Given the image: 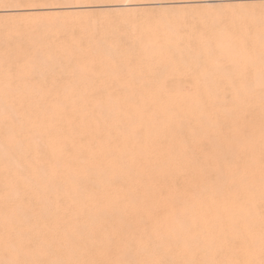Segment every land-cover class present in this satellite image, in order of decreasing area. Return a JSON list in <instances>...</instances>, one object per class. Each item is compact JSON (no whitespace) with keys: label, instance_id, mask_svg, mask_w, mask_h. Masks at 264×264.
<instances>
[{"label":"rangeland","instance_id":"rangeland-1","mask_svg":"<svg viewBox=\"0 0 264 264\" xmlns=\"http://www.w3.org/2000/svg\"><path fill=\"white\" fill-rule=\"evenodd\" d=\"M27 1H29L30 3ZM175 1L174 0H162V1L161 0H0V9H1L0 10V264H109L110 262L108 260H111L110 264H118V263L124 264L126 261H128L129 264H138L139 262H140L139 264H142V262L143 264L144 262L146 264L148 261H149L148 264H160L163 261V257L165 255V254L163 255V253L158 252V254L160 255L162 254L163 256L160 255L158 256V254H156L157 258H155L156 256L154 254L153 256L149 254L148 252L149 250L143 249V253L142 251L140 253V250L137 253L139 255L140 254L144 255L145 253L148 252V255L146 254L144 255L146 256V258L144 257L143 259L142 257L140 259L139 255L138 256L136 255V251L139 248L138 246L139 244L142 246L144 242L146 243V241H149L151 238L152 239L147 243H150L151 241H153L152 243H155L154 242L155 240H153L154 239L153 236H151V238H148L150 237L148 236L150 234H147L150 233V231L148 232L149 230L148 223L147 226H145L146 224L142 225L144 228L147 227L148 230H146L145 228L146 232L145 230L143 231L142 227H140L141 225L139 226L138 229L140 231H138L137 225L139 224L137 225L132 224L134 225V227L136 225L135 229L137 231L135 233H133L135 229L133 228L134 229L133 230L132 229L133 226L129 224V222H131L129 219L133 218V220H135L134 218H137L136 216H138L137 215L138 211L139 213L142 214V211H140L141 209L139 207L135 208V209L139 208L136 211L135 209H132V207H135L136 205L135 201L138 200L134 201V199H130L131 197L129 196L132 197L135 196L137 197V199H139L140 195H137L138 192L137 189L135 188L136 187L135 184L132 183L134 184L132 185L131 183H129L132 182L133 178L136 175L133 174L134 170L132 171V169L129 168L130 166L133 165L127 164L129 163V159H128L129 157L127 158V156H125L124 158L122 156L121 158V156L118 157L117 154H115L114 156V154L112 153L113 152L111 148L113 146L112 142L114 143L117 140L115 136L116 134H113V132L116 133L115 131H117V129L111 127V122L114 121L119 123L117 125L118 130L119 129L123 130L122 129L123 127L120 128V126H122L123 123L131 125L132 122L135 123L134 120L138 121L139 120L137 115L138 111H141L146 108L145 112L146 110L147 112H149L151 109L149 107H146L147 102L149 104H152L155 103L157 100H158L157 102L170 101L169 103L167 102L168 104L167 107L169 106L170 109L174 108L171 109V112L173 111L172 114L175 112L173 116L174 118L176 117V120L178 122H172L171 124L172 127L174 128V126L177 123L176 126L177 128L176 127L174 128L177 130V132L171 130L172 132H174L172 133L170 131L171 136L175 133H179V135L181 134L180 132L182 131L178 129V124L182 123L180 120H183L184 118L195 120L197 117L196 121L198 122V118L200 119L201 116H202L201 120H204L206 118H207L206 120H210V119L214 120L215 117L214 121H219L218 119H220L221 121V118L227 119V117H229L228 119L231 118L236 120V118L237 119L250 118V117L252 118L254 116L262 117V115L264 114V98H263L264 97V29H262L263 27L262 28L259 27V25L260 26L264 25V20H263L264 0H222L221 2H219L220 4L208 3L205 2V0H175ZM121 3L124 5H122ZM11 9H16L17 11L15 12L14 10ZM55 43L57 44V46L55 45ZM33 44L37 46L39 44V46L37 47ZM43 44H45L46 49L42 48L44 46ZM50 46L52 49L50 48ZM42 51L44 54L42 53ZM149 88L150 90H148ZM152 89L153 91H151ZM157 93L159 94V96ZM175 94L176 96H174ZM245 94L246 95L248 94L247 96L250 97L248 98ZM134 101H136L135 102L136 104L138 103L139 105L142 104L144 105L146 104V105L145 106L143 105L144 108L140 106V109L141 108L142 109L140 110L138 108L137 109L138 111L131 110L132 112H130L128 110L129 111L128 113H130L128 117H130L131 124L128 121L129 119H127L128 122L124 121L126 120L125 118L124 120H122L123 119L122 117H118L121 120H117L116 118L117 116H115L116 120L113 119L112 117L110 119L109 117L110 115L105 114L104 116H101L102 115L101 111L100 110L99 112L96 111V108L98 110V106H100L102 102L103 103L111 102L112 104H115V102L116 103L119 102V104H124V103L134 104ZM145 101L147 102L145 103ZM176 101L179 102L175 103ZM141 102L143 103L141 104ZM96 103L98 106L97 105L95 106ZM72 104H77L75 105L76 108L77 106L79 107V109H76V112L75 109L72 107L74 106ZM149 104L147 106H149ZM169 104L175 107L170 106ZM39 106L40 108L42 107V110L44 111L41 110L42 111L41 112ZM45 106L47 108H45ZM241 106L243 107V109ZM36 107H38L39 111L41 112L38 116L36 115L37 114V111L35 110ZM69 107H71V109ZM253 107L256 109H253ZM261 107L262 109H260ZM9 108L11 110H9ZM258 108L259 110H257ZM48 109L52 110L53 112L49 110L50 111L49 113ZM72 109L74 110L72 111ZM222 109H224L225 111ZM28 111L30 112L29 115H27L29 113ZM182 112L183 115L181 114ZM235 113L238 115H236ZM66 114L67 117L69 116V118L65 117ZM134 114L136 115L133 116L132 118V115ZM25 119L28 121H26ZM35 121L37 122V124L41 123V126L35 125L36 128L40 127L41 129L39 128L40 130L38 129V131L34 133L32 127H34V124H36ZM42 122L44 127H42ZM46 122L48 126L47 124L45 125ZM133 125L134 124H132V126ZM218 126L220 128V125H217V127ZM226 126L229 127L227 128L229 130L231 125L230 124L224 125L225 132L228 133V130H226ZM89 127H91L92 129ZM232 129L229 130V133ZM222 130L224 129H221V131ZM72 133L74 137L72 136ZM35 134L37 138H35ZM183 134L185 136H179L177 134L173 136H177L176 138H180V137L186 138L187 137L186 133H182V135ZM63 135H65V137L67 136L66 137L67 140ZM87 135L89 137H87ZM104 135H106L107 137L110 136L111 137L108 138L107 140L105 139L107 137H104ZM168 135L167 137L169 140L167 141L170 142L173 136L172 137L170 136L169 138ZM71 136L72 139H70ZM61 137H63L64 141L65 140L66 141L65 142L62 141L63 139ZM30 138L38 139L36 140L37 141L36 143L38 144L41 143V145L43 142L42 139H45L43 142V144L45 145L47 143L46 146L44 145L45 149L42 147L43 145L42 146L38 145L40 146L38 148H36L37 144L36 147L30 146L31 144H29V142L27 143V140L28 139L30 140ZM228 138L229 139L231 138L230 134ZM40 139L42 140V142ZM77 139H81L83 143L81 140H78V142L81 141L82 143L81 145H79L80 143L77 142ZM112 139L114 141H111L110 144L109 140ZM39 140L40 142H38ZM51 141L53 143H56V146L58 145L57 147L55 146L56 148L55 150H53L55 152L51 151L54 146L53 143H50ZM106 142H108L112 146H110ZM200 143L201 142H199V144ZM50 144H52L53 146H51ZM77 144L79 147L77 146ZM106 144L108 146H106ZM185 144H186L185 150H188V147H190L189 149L192 150L191 148L192 146H190L192 144L190 143L187 144L186 142ZM201 144L200 147L204 146V145L201 146ZM48 145L52 148H50ZM14 146L17 147L15 148ZM167 147H171V145L169 146L167 145ZM200 147L196 149H198L199 151L202 149L209 150L208 148L204 149L205 146L204 148L202 147V149H200ZM206 147H208V145ZM34 148L38 150V152ZM72 148L74 149L76 148V149L73 150ZM105 148L108 150L111 148L109 150L111 154ZM47 149H51V150H47ZM196 149L193 148L192 151L189 150L191 152L187 151L190 154H185L186 151H184L185 155H181V157L182 156L188 157V159H186L185 161L186 163L187 160H190L189 155L193 156L191 159L192 162L191 165L195 163L197 164L200 163V161H198L199 157L197 155ZM194 150L195 152H193ZM50 151L52 154H49ZM104 151H107L106 154L107 155L109 154V156H111V158L109 157L111 161L110 163H109V159L107 158L108 156H106ZM103 152L106 157H104L103 154H101ZM192 152L196 154L193 155ZM54 153L57 154L56 157H54L55 155ZM36 154L37 157L39 155L40 158L37 159ZM93 154L95 155L93 156ZM177 155L175 153L176 157L173 156V159L174 157L177 160L180 158V161L174 159L175 162L174 164H176V162L180 163L181 161L185 160V158L184 160H182L183 158L181 159V157L179 156L178 158ZM50 156H52V158ZM100 156H103L104 159L102 160ZM197 157L198 159L195 160L194 162V159ZM43 158L45 161L42 160ZM52 159H54L55 161L58 160L57 162H59L60 169L62 168V166H64L65 168L63 167L61 170H59L58 166L55 165L56 166L54 168L55 170L52 169L48 171L46 176L48 177V179L50 178L49 176H52L51 178L54 177L53 179L58 178V181L61 183L64 181L63 182L64 186L67 185L65 186L66 189H64L65 193L63 192V187H64L63 183L60 184L61 186L54 185L56 190L54 191V189L52 188L53 187L52 184L54 183L45 186V181L47 177L46 178L44 177L45 180H42L39 177V175L40 176L42 175L40 174L42 172L41 171L42 169L39 170L40 172L34 170L35 168L37 169L40 167L41 168L44 167L43 169L46 168L45 171L49 170L50 168L47 169L48 168L47 165L48 162L51 161ZM62 159L65 161H63ZM67 159L69 161H67ZM122 159H123V163H122ZM88 160H90L89 162L92 163V165L88 162ZM104 160L105 161L108 160L107 162L109 163V165L107 162L105 163ZM114 160H115L114 163L115 164L117 163V165L115 164L111 165ZM104 163L105 165H101ZM181 163L184 164V162ZM123 164L126 165L125 167L130 169V172H132L133 176H131L132 174L127 176L129 174V170L126 168L127 175L126 177H124L125 176L124 173L126 172H122V170H124L125 167L121 166L124 169L122 168L119 169L120 165ZM180 164H178L179 167L176 164L179 170L182 171L183 168V171L189 169L188 172L184 171V173L191 174V172H193L191 171L192 166L191 165L189 166L190 163L188 164V166L191 168L189 167L184 168L185 165L184 167L181 166L182 167L181 168ZM202 164H206V163H201L200 166L195 164L196 166L193 167V169L195 168L197 170L198 168L201 169L204 168L207 170V166L211 165V163H209L208 165L206 164L205 167H201ZM106 165L108 166L104 168V166ZM92 166H95V168L99 167L98 169L94 168L95 172L96 170L97 172H99L100 171L99 169H101L100 172H102V170L104 169L109 170V171L105 170L104 173L107 176L109 175L108 173H110L112 180H110L109 177L110 175L107 177L103 172L102 174L104 175L101 174L100 175L105 177L104 182L107 177L106 180L107 183L110 181L109 182L110 187L113 189L115 188L114 190L112 189L115 192L110 191L111 188L110 187L108 188L109 184L106 185L107 183L105 182L106 184L104 185L103 184L104 182H101L103 181V178L102 180H100L101 176H99L100 178L98 177L96 178L97 174L95 172H94L95 174L93 173L91 174V172L94 171ZM29 167L30 168L33 167L32 169L35 172H32L31 174L32 169L27 170L30 169ZM89 168L92 171H90ZM113 169L115 170L114 172H112ZM116 170L119 173L116 172ZM196 170H194V172ZM53 171L56 172L51 174V172ZM70 171L72 173L74 172L73 180L75 181H73L71 177L67 176L70 174ZM26 172H28V174ZM115 172L118 174V175L116 174V176H120L121 178L123 177L121 181L119 178H115L116 176L112 177L113 173ZM48 173H50L49 176ZM120 173H122L121 174L122 176L120 175ZM204 173L207 175L209 174L206 172ZM204 173L202 172V174H200L199 176L200 180L203 177ZM31 175L34 178L32 177L30 178ZM77 177H79L80 180L81 178H83V180L84 178H86L85 180H87L88 183L90 184H87V182L83 180L80 181L79 178L76 181V179L74 178ZM208 177H209L208 179L207 177L206 178L203 177L204 179L202 178L203 180L201 181L204 182V181H208L209 179L211 180L210 176ZM39 178L41 179L42 182H40ZM65 178H67V180L71 179V182L70 183L65 182L67 181L65 180ZM48 179L47 181L52 180V179L49 180ZM59 179H61L62 181ZM113 180H115L114 184L111 185ZM200 180L198 179L199 184L201 182ZM118 181L120 183V186L121 187L123 186V189L119 186ZM43 182L45 187L42 185ZM49 182L51 183V181ZM75 182L76 183L81 182V183H77L78 184L77 185ZM94 182L99 183L97 184L99 188L96 186V184H94L95 185L94 188L93 185ZM122 182H126V183H122ZM82 183H84L83 186H81ZM100 183L101 186H99ZM71 184L72 186L76 185L80 187L74 189L73 186L74 189L73 191V189L71 188L72 187ZM129 184L131 185L129 186ZM41 185L44 187V189ZM88 186L94 189L89 191L90 188ZM132 186H134L135 189H133ZM46 187H48L49 189L51 187L55 193H53V191L49 190ZM58 187H61L62 190H57ZM85 187L89 189L87 193L90 192L89 193L91 194L90 196L88 194L87 197H84L87 194L86 192L80 194L83 188L85 189L84 191L87 190ZM96 187L99 189L100 192L98 190H95ZM104 187L106 191H108L107 189H109V195L107 196V192L105 191L106 194L104 192L103 196L106 195L108 199L106 198L107 200L105 199L102 201V199H100V196L102 194L100 195V193H103L101 191L104 190ZM117 187L119 189L121 188L119 194H123L122 190L124 189L130 190L127 192L126 190H124L125 195L124 194L123 195L124 196L129 195L128 200L130 199L129 200L130 202L133 200L134 203L133 201L131 203L133 205L135 204L134 206L128 203L129 201L127 200V198L125 199L124 196L122 195L120 196L118 194ZM128 187H130L132 190ZM100 188L102 190H100ZM41 189H43V191H41ZM78 189H79V193H77ZM44 190L50 191L51 194L53 193L55 195L54 197H52L53 199L49 198L50 200H48L47 195L49 197V195L51 194H49L50 192L48 193L47 191L46 192L48 194L47 193L44 194L43 193L45 192ZM68 191H70L71 194L73 193V195H71L70 192ZM56 192L59 195L56 194ZM128 192L132 193L133 195L132 194L127 195ZM75 193L77 194V196L74 195ZM93 194L94 196L96 195L97 197L93 198ZM111 194L113 197L116 196L114 197V199L115 198L117 199L114 200L113 197L111 198L110 197ZM66 195L67 196L70 195V197H67ZM80 195H82L81 197L82 199L80 197L79 198L83 202L76 200ZM104 197L101 196V198L103 199ZM84 199L85 200L87 199L86 202ZM122 199H124L123 200L124 202L122 201ZM43 200H48L51 202H45L46 203L45 205ZM90 200L93 202H89ZM117 200H119L118 201L119 203L121 204L123 203L122 206L118 204ZM67 201L68 203L72 202L71 205L70 203L68 204ZM76 201L81 203H76ZM64 202L67 203L68 205L67 204L65 205ZM73 202L75 203L73 204ZM87 203H89L88 206ZM112 203L113 206L116 203L114 207L111 206ZM78 204L80 205L82 204V205L81 206L79 205L80 208L76 209L77 208L76 205L78 206ZM91 205L93 208L91 207ZM128 205H130L131 207ZM83 206L84 207L87 206L88 209L87 207L85 209ZM114 209L116 213L115 211H113ZM116 209H118L119 211L121 210L120 214L119 211ZM131 209L134 211L132 215H130L131 214L130 212L132 211ZM44 211L46 212L44 213ZM108 211L110 213L113 212V214H109ZM98 212L99 214L100 212H102L103 216L100 214L101 215L100 217ZM104 212L105 213L107 212V215H105ZM91 213L93 214V216ZM95 213H97L96 215L99 216H95L96 219L98 217L97 219L98 221L96 223H93L92 220L94 219L93 217ZM115 214L116 216H119L117 217V219L115 218L116 217ZM108 215H110V217ZM129 215L130 217L131 216L132 217L129 218ZM143 216L142 218L145 220ZM111 217H113L112 221H111ZM120 217L124 222L121 221ZM140 218L141 216H139V219ZM119 219L121 222H118ZM126 219H128L129 221ZM224 219L223 218L221 219L222 223H224L223 222ZM74 221L77 222L74 224ZM127 221L129 227L127 226ZM261 221H259V225L262 223ZM85 222L86 224H83ZM87 222L88 224L91 223L89 224L90 227L88 226ZM124 223L126 228L128 227V229H126L127 230L126 232L124 231L125 230L124 229L125 226L123 225ZM82 224L83 226L84 225L85 226L83 227ZM212 226L209 227L210 229L212 228L213 230L216 226L215 225L214 227ZM226 226L224 227L225 229L222 230V233L231 230L230 228L232 227L229 228V226H227L229 228V230H227L228 228H226ZM262 226L264 227V225L261 224V227ZM187 227H185V229H188ZM191 227L189 226V229L192 230ZM261 227L260 230L264 229ZM129 228H131V230H129ZM189 229L188 231H186L188 232V234L190 233ZM215 230H213L212 232L209 230H205L206 231L205 234H207L208 237H210L213 232L216 233L218 231L217 228H215ZM121 231L124 234H122ZM142 231L145 234H142ZM219 231L221 232L220 229ZM235 231L236 230L233 229L231 230L232 233ZM127 232L133 234L129 235ZM261 232H264V230L263 231L261 230ZM126 233L128 235H126ZM215 233H213L214 236L213 235L212 236L216 238L219 237L216 236L217 233L216 235ZM222 233H221V237L228 236L227 233L225 235H223ZM141 234L143 235V239L138 237V236L142 237ZM144 235H146V237H144ZM207 235L205 237L206 240H207ZM103 236H106L108 241H106L105 239L106 237ZM134 237L137 238L134 239ZM213 237H212L213 240L211 238H208L211 239L212 242L208 240L209 243L207 244L209 245L210 243H212L210 244V246L215 245L217 249L213 246L212 248L214 249H210L211 247H208V245L206 244V248L209 249V252L211 253L212 256L215 255L216 257V254L213 253L214 251L217 252V255L221 254L220 257L223 255L221 258L222 260L224 258L227 261V259H230L232 257V254L236 257L237 255L236 253L239 251L236 248L240 246V244L237 243L240 242L239 240H236L237 242H234L235 244H237L236 245L237 247L235 245H234L235 247H233L236 251L238 250L236 252L235 250H232L233 248H231L234 244L233 243L234 240L230 242V240L228 239L229 240L228 242L222 238L221 240L223 241L225 240L224 243L223 241L220 240L219 237V240L217 238L218 242L217 241L214 242L216 238ZM140 239L142 241H140ZM170 240L173 239L172 238L169 239V241H167V245L174 244L173 241ZM206 240H203L202 242L199 241L198 243L203 244V242ZM138 241L143 243L141 244ZM219 241L221 244L219 243ZM262 241L264 243V240H261L260 241L261 243L259 242V244L255 243L256 246L258 245L257 249H259L258 247L260 246V244H261L260 250L264 249V247L262 246L264 245ZM137 242L139 244H137ZM213 242L216 244H214ZM152 243L150 244L154 245ZM150 244H145V245H150ZM185 244L188 245L189 250H191V248L193 247V250L197 248L201 251L197 250L198 251L197 254V253H193L196 250L194 251L191 250L190 251L191 254H190V252L186 253V251L184 252L183 249H180V247H176L177 245L176 246L170 245V247H167V252L170 249V252H174V253L178 252L180 255L177 253L178 257L177 256L175 257V254L172 257L170 256L172 254H170L169 256L172 257V259L168 261L170 263L167 264H175V262L177 264H184L185 261H187L185 260V258H189L190 262L187 261L188 263L195 264L194 262H196L197 264L198 263L197 261L199 262L202 261L201 258L199 259V257H201V255L199 256V254L203 253L202 254L203 257L205 252L208 253L207 252L208 249L205 251L204 248L205 244L203 245L201 244L200 246L199 244L198 245L195 244V246L193 245L192 247L189 246V244L191 245V243L187 244V242H185ZM223 244H227L225 245V248L224 246H222ZM249 244L252 245L250 242ZM217 245L219 246L221 245L224 249L221 246L217 247ZM132 246L133 247L135 246L134 247L135 249L132 248ZM218 251H221L224 254L219 253ZM229 251L230 252L234 251V252L231 254ZM260 252L262 254L264 250L263 252L262 251ZM104 253H106L107 256L106 254L104 256L103 255ZM168 253L166 257L167 259L165 260H168L170 258V257L168 258ZM118 254L121 259H122V255L124 254H128L127 256L129 255L131 256L124 257L125 256L124 255L123 262H121L120 258L118 257ZM188 254L189 256L192 255L190 256L191 258L186 256ZM227 254L231 255L229 256L230 258L228 257ZM261 254L258 252L259 256H261ZM102 255L103 257H101ZM135 255L139 257L140 260L143 259L142 262L138 258H136ZM211 255H209L210 258H212V260L215 259L214 256L212 257ZM225 255H227V257ZM183 256L185 257L184 258L185 261L182 260ZM116 257L118 259H115ZM220 257L218 256L217 258L220 259ZM235 257L231 259L234 260ZM262 257L264 258V253L262 254ZM262 257H259V260L257 259L258 260L257 264H259L262 261L261 260L263 259ZM150 258L153 259V261L156 263L152 262V260H147ZM176 258H178L179 260L181 259L182 261L181 260L175 261L177 260ZM217 258L216 260L210 262V264H214V262H216V264L217 263L223 264V262H221V259L219 260ZM203 260L205 261V259ZM230 260H228V262L224 261V263L226 262L225 264H227L229 263ZM132 261L133 263H131ZM165 262L166 261H164V263ZM187 262L185 264H187ZM263 262L260 264H264ZM128 263L126 262V264Z\"/></svg>","mask_w":264,"mask_h":264},{"label":"bare ground","instance_id":"bare-ground-1","mask_svg":"<svg viewBox=\"0 0 264 264\" xmlns=\"http://www.w3.org/2000/svg\"><path fill=\"white\" fill-rule=\"evenodd\" d=\"M162 1V0H161ZM175 1V0H174ZM222 0H205V2H208V3H219V2H221ZM17 2V1H16ZM27 2H29V1H27ZM35 2V1H34ZM156 2V1H155ZM176 2V1H175ZM12 3V2H11ZM20 3V2H19ZM30 3V2H29ZM50 3V2H49ZM21 4V3H20ZM122 4V3H121ZM220 4V3H219ZM10 5V4H9ZM29 5V4H28ZM34 5V4H33ZM35 5H37V4H35ZM122 5H124V4H122ZM126 5H128V4H126ZM12 6V5H11ZM16 6H18V5H16ZM8 7H10V6H8ZM1 10V9H0ZM6 10H7V8H6ZM5 10V11H6ZM11 10H14L15 12L17 11L16 9H11ZM25 10V9H24ZM51 12H53V11H51ZM30 13V12H29ZM21 14V13H20ZM30 15V14H29ZM35 15V14H34ZM25 16V15H24ZM46 17V16H45ZM263 18V17H262ZM35 19V18H34ZM39 19V18H38ZM264 20V19H263ZM37 21V20H36ZM39 21V20H38ZM258 23V22H257ZM263 24V23H262ZM259 25V24H258ZM259 27H263L262 29H264V25L263 26H260L259 25ZM260 28V29H261ZM32 30V29H31ZM33 45H35V44H33ZM32 45V46H33ZM44 46L42 47V48H45V44H43ZM49 45V44H48ZM55 45L57 46V44L55 43ZM35 46H37V45H35ZM38 46H39V44H38ZM37 46V47H38ZM61 47V46H60ZM153 47V46H152ZM34 48V47H33ZM36 48V47H35ZM50 48H51V46H50ZM62 48V47H61ZM107 48V47H106ZM154 48V47H153ZM46 49V48H45ZM52 49V48H51ZM49 50V49H48ZM113 50V49H112ZM58 51V50H57ZM56 51V52H57ZM105 51V50H104ZM41 52V51H40ZM55 52V53H56ZM59 52V51H58ZM62 52V51H61ZM63 52H64V50H63ZM111 52V51H110ZM110 52H108V53H110ZM42 53H43V51H42ZM41 53V54H42ZM44 54V53H43ZM260 77H261V75H260ZM166 87V86H165ZM250 88V87H249ZM160 89V88H159ZM148 90H150V88L148 89ZM147 90V91H148ZM157 90V89H156ZM161 90V89H160ZM164 90V89H163ZM249 90V89H248ZM253 90V89H252ZM151 91H153V89L151 90ZM146 92V91H145ZM166 92V91H165ZM164 92V93H165ZM253 92V91H252ZM151 93V92H150ZM238 93V92H237ZM248 93H250V92H248ZM107 94V93H106ZM158 94V93H157ZM235 94V93H234ZM241 94V93H240ZM111 95V94H110ZM156 95V94H155ZM171 95V94H170ZM246 95V94H245ZM248 95V94H247ZM246 95V96H247ZM256 95V94H255ZM137 96V95H136ZM157 96V95H156ZM158 96H159V94H158ZM174 96H176V94L174 95ZM236 96V95H235ZM243 96V95H242ZM260 96H261V94H260ZM117 97V96H116ZM170 97V96H169ZM168 97V98H169ZM244 97V96H243ZM248 97V96H247ZM250 97V96H249ZM248 97V98H249ZM162 98V97H161ZM247 98V99H248ZM264 98V97H263ZM173 99V98H172ZM115 100V99H114ZM128 100V99H127ZM132 100V99H131ZM152 100V99H151ZM246 100V99H245ZM150 101V100H149ZM158 101V100H157ZM155 102V103H152V104H149L147 101H145V103L147 102V105L149 104V106H147L146 104V107H149L151 110L149 111V112H147V110H146V112H145V109H143V110H141L140 109V106H142L143 108H144V104H142L143 102H141V104L142 105H139L138 103L136 104L135 102L136 101H134V104H130V103H124V104H119V102L118 103H116L115 102V104H112L111 102H106V103H103L102 102V104H100V106H98L97 105V103L95 104V106L97 105L98 106V110H97V108H96V111H98L99 112V110L101 111V116H104L105 114H108V115H110L109 117H110V119H111V117L113 118V119H115V116H117L116 118H117V120H121L120 118H118V117H122L123 119L122 120H124V118L126 119V120H124V121H126V122H128L129 121V123L131 124V121H130V117H128L129 115H130V113H128L129 111L130 112H132L131 110H137L138 108L141 110V111H138V121H136V120H134L135 121V123H133L132 122V124H134L133 126H132V124L131 125H128V124H124L123 123V125L122 126H120V128L121 127H123L122 129L123 130H121V129H119L118 130V128H117V125L119 124V123H117V122H114L113 120V122H111V127H113V128H115V129H117V131H115L116 133H114L113 132V134H116L115 136H116V138H117V142L115 141L114 143L112 142V144H113V146L112 145H110L111 144V141H114L113 139L112 140H109L110 141V144L108 143V142H106L107 144H109L110 146H112L111 148H112V150H113V154H114V156H115V154H117L118 155V157L119 156H121V158H122V156L125 158V156H127V158L129 159V163H127L128 165L130 164V165H133V166H128L129 168H131L132 169V171L134 172L133 174H136L135 175V177L133 178V180H132V182H129V183H134L135 184V188L137 189V195H140V198L139 199H137V197H135V196H129L128 194H132V193H127V195L129 196V197H131L130 199H134V201L135 200H138V201H135V204L137 205H135V207H132V209H135V208H137V207H139L141 210L140 211H142V214L144 215H142L141 213H139V211H138V216H136L137 218H134L135 220H133V218H131L130 217V215H132V213L134 212L132 209V211L130 212L131 214L129 215V218H131V219H129L131 222H129V224H139V225H137V230L139 229V226L140 227H142V229H143V231L145 230V228H146V230H148V232L150 231V233H147V234H150V235H148V236H150V237H148V238H151V236H153V240H155L154 242L155 243H152L153 241H151L150 243H152V244H154V245H151L150 243H147V242H149V241H146V243L144 242V244L141 246L139 243H143V242H140V241H142L141 239H143V235L142 234H145L143 231H142V237L141 236H138V237H140L141 239H140V241H138L137 242V244H139L138 246H139V248H138V250L136 251V255L138 256L139 254L137 253V252H139V250H140V253H141V251H142V253H143V249H146V250H149L148 252H149V254L150 255H152L153 256V254L156 256V254H158V252H160V253H163V255H164V257H163V264H167V263H170V262H168V261H170L171 259H172V257H173V255L175 254V257L177 256V253L178 252H176V253H174V252H170V249H169V253L167 252V247H170V245H177L176 247H180V249H183V251L185 252L186 251V253H188V252H190L191 250L192 251H194V250H199V249H197V248H195L194 250H193V245L195 246V244H197L199 241L200 242H202L203 240H206L205 239V237H206V235L207 234H205L206 233V231L205 230H209V231H211L212 230V228L210 229V227L209 226H212V227H214V225L216 226L215 228H217V235H216V233L215 232H213V233H215V235L216 236H219L220 237V240L223 238V239H225L226 241H228L229 242V240H230V242L231 241H233V243L234 242H237L236 240H239L240 242H237V243H239L240 244V246H239V244H238V246L239 247H237L236 245L237 244H233V246L231 247V248H233V247H237L236 249H238L237 251L239 252H237L234 248L232 249V250H235L236 252V257L232 254L234 251H229L231 254H232V257L231 258H234L235 257V259L234 260H232L229 256H231V255H228V257L231 259H227V261H226V259H224L223 258V260L221 259L222 258V256L220 257V255L218 254L217 255V252H214L213 251V253H215L216 254V257H215V255H213L214 256V258L215 259H213V260H216V258L219 256L220 257V259H221V262H223V264H225L226 262H228V260H230L229 261V263H227V264H257V261L259 260V257H262V254L264 253L263 252V250L264 249H262V250H260L261 249V244H260V246L258 247L259 249H257V246H256V244L255 243H257V244H259V242L261 241V240H264V232H261V230L263 231L264 229H261L260 230V227H261V224L262 225H264L263 224V217H264V215H263V211H264V114L262 115V117L260 116H258V117H250V115H249V117L250 118H239V119H237L236 118V120H234V119H228L229 117H227V119H224V118H221V121H220V119H218V118H216V119H218L219 121H214L215 120V117H214V120L212 119H210V120H206V119H204V120H201L202 118V116L200 117V119L198 118V122L196 121L197 120V117H196V119L194 120V119H185L184 117V119L183 120H180L182 123H179L178 124V129L180 130V131H182V132H180L181 134L179 135V133H175V134H173V135H179V136H185L184 134L182 135V133H186V138H183V137H180V138H176L177 136H173V138L170 140V142L172 143H170L169 141H167V140H169L168 139V137H167V135L168 134H170V135H168L169 136V138H170V136H171V130H174L175 132H177V130L176 129H174L176 126H177V123H176V125L174 126V128L172 127V122H178L177 120H176V117L174 118V116H173V114L175 113H173L172 114V112H171V109H174V108H169V106L167 107V102L169 103L170 101H167V102ZM235 101V100H234ZM234 101H232V102H234ZM238 101V100H237ZM131 102H133V101H131ZM173 102H174V100H173ZM179 101H176L175 103H178ZM182 102H183V100H182ZM191 102V101H190ZM223 102V101H222ZM228 102V101H227ZM231 102V101H230ZM74 103V102H73ZM76 103V102H75ZM172 103V102H171ZM255 103V102H254ZM259 103H261V102H259ZM93 104V103H92ZM173 104V103H172ZM207 104V103H206ZM213 104V103H212ZM224 104H226V103H224ZM234 104V103H233ZM248 104H249V102H248ZM258 104V103H257ZM67 105V104H66ZM65 105V106H66ZM72 105H77V104H72ZM72 105H70V106H72ZM144 105V106H143ZM170 105V104H169ZM174 105V104H173ZM173 105H170V106H173ZM182 105V104H181ZM180 105V106H181ZM238 105V104H237ZM240 105V104H239ZM31 106H34V105H31ZM38 106V105H37ZM74 106H72L74 109H75V112H76V109H79V107L77 106V108H76V106L74 107ZM84 106V105H83ZM90 106H91V104H90ZM89 106V107H90ZM177 106V105H176ZM207 106V105H206ZM222 106V105H221ZM224 106V105H223ZM227 106V105H226ZM246 106H247V104H246ZM253 106H254V104H253ZM260 106V105H259ZM261 106H262V104H261ZM9 107V106H8ZM51 107V106H50ZM55 107V106H54ZM63 107V106H62ZM88 107V106H87ZM100 107V108H99ZM173 107H175V106H173ZM179 107V106H178ZM186 107V106H185ZM242 107V106H241ZM258 107V106H257ZM11 108V107H10ZM9 108V110H11ZM32 108V107H31ZM37 108V109H36ZM35 108V110L37 111V116L42 112V111H44V110H42V107L40 108V106H39V108H40V111H39V109H38V107H36ZM45 108H47L46 106H45ZM70 109H71V107H69ZM122 108H124V109H122ZM177 108V107H176ZM184 108V107H183ZM182 108V109H183ZM191 108H193V107H191ZM197 108V107H196ZM238 108V107H237ZM248 108V107H247ZM74 109H72V111L74 110ZM80 109H83V108H80ZM121 109V110H120ZM148 109V108H147ZM169 109V110H168ZM186 109V108H185ZM224 109H225V107H224ZM224 109H222V110H224ZM229 109V108H228ZM239 109V108H238ZM242 109H243V107H242ZM253 109H256V108H254L253 107ZM260 109H262V107L260 108ZM26 110V109H25ZM46 110V109H45ZM50 109H48V111H49ZM85 110V109H84ZM129 110V111H128ZM149 110V109H148ZM176 110H179V109H176ZM192 110V109H191ZM208 110V109H207ZM236 110V109H235ZM252 110V109H251ZM257 110H259V108L257 109ZM50 111H52V110H50ZM50 111H49V113H50ZM78 111V110H77ZM187 111V110H186ZM225 111V110H224ZM233 111V110H232ZM243 111V110H242ZM13 112V111H12ZM29 112V111H28ZM53 112V111H52ZM136 112V111H135ZM178 112V111H177ZM180 112H181V110H180ZM179 112V113H180ZM198 112V111H197ZM201 112V111H200ZM239 112V111H238ZM240 112H241V110H240ZM256 112V111H255ZM262 112H263V110H262ZM27 113V112H26ZM45 113H47V112H45ZM44 113V114H45ZM48 113V114H49ZM64 113V112H63ZM215 113V112H214ZM213 113V114H214ZM222 113H223V111H222ZM233 113V112H232ZM231 113V114H232ZM25 114V113H24ZM30 114V112L27 114V115H29ZM73 114V113H72ZM78 114V113H77ZM81 114V113H80ZM100 114V113H99ZM136 114H134V115H132V118H133V116H135ZM177 114V113H176ZM175 114V115H176ZM182 115H183V112L181 113ZM186 114H187V112H186ZM212 114V113H211ZM234 114V113H233ZM236 114V113H235ZM236 115H238V114H236ZM55 116V115H54ZM53 116V117H54ZM58 116V115H57ZM65 116V115H64ZM70 116H72V115H70ZM85 116H87V115H85ZM100 116V117H101ZM107 116V115H106ZM177 116V115H176ZM178 116H179V114H178ZM191 116V115H190ZM211 116V115H210ZM223 116H225V115H223ZM39 117H41V116H39ZM49 117V116H48ZM63 117V116H62ZM65 117H67V114H66V116ZM77 117V116H76ZM225 117V118H226ZM248 117V116H247ZM33 118V117H32ZM43 118H44V116H43ZM67 118H69V116L67 117ZM81 118H82V116H81ZM97 118V117H96ZM135 118V117H134ZM180 118V117H179ZM192 118H194V117H192ZM211 118V117H210ZM234 118V117H233ZM27 119V118H26ZM25 119V120H26ZM39 119V118H38ZM50 119V118H49ZM80 119V118H79ZM104 119H106V118H104ZM109 119V118H108ZM127 119H129L128 121H127ZM136 119V118H135ZM223 119V120H222ZM73 120H74V118H73ZM116 120V119H115ZM26 121H28V120H26ZM37 121V120H36ZM35 121V122H36ZM42 121V120H41ZM107 121H109V120H107ZM197 123H196V122ZM83 122H84V119H83ZM227 123V124H226ZM28 124V123H27ZM47 124V122L45 123V125ZM80 124V123H79ZM84 124V123H83ZM106 124V123H105ZM107 124H109V123H107ZM231 125V127L233 128H231L230 127V129H232L231 131H230V133H229V130L227 129V128H229L228 126H226V130H228V133L230 134V139L228 138L229 137V134L227 133V132H225V127H224V125ZM35 125H37V126H41V123L40 124H37V122H36V124H34V127H32L33 129V132L35 133L36 131H38V129L40 128V127H38V128H36V126ZM53 125V124H52ZM101 125V124H100ZM121 125V124H120ZM217 125H220V128H219V126L217 127ZM33 126V125H32ZM47 126H48V124H47ZM79 126V125H78ZM81 126V125H80ZM87 126V125H86ZM89 126V125H88ZM102 126V125H101ZM42 127H44L43 126V122H42ZM55 127V126H54ZM171 127H172V129H171ZM24 128V127H23ZM28 128H30V127H28ZM51 128H52V126H51ZM88 128V127H87ZM89 128H91V127H89ZM100 128V127H99ZM106 128V127H105ZM108 128H109V126H108ZM177 128V127H176ZM193 128H194V130H193ZM25 129V128H24ZM34 129H35V131H34ZM41 129V128H40ZM39 129V130H40ZM48 129V128H47ZM80 129V128H79ZM92 129V128H91ZM90 129V130H91ZM217 129V130H216ZM221 129H224V130H222L221 131ZM29 130H31V129H29ZM84 130V129H83ZM86 130V129H85ZM106 130V129H105ZM196 130V131H195ZM171 131V132H170ZM219 131H221V132H219ZM226 133V134H228V135H226L224 132ZM32 132V131H31ZM43 132V131H42ZM44 132H45V130H44ZM60 132V131H59ZM66 132V131H65ZM82 132H85V131H82ZM119 132V133H118ZM170 132V133H169ZM26 133H28V132H26ZM25 133V134H26ZM39 133V132H38ZM74 133V132H73ZM73 133H72V136L74 137V135H73ZM92 133V132H91ZM107 133V132H106ZM110 133V132H109ZM117 133H118V136H117ZM172 133H174V132H172ZM86 134V133H85ZM105 134V133H104ZM31 135V134H30ZM38 135V134H37ZM43 135H44V133H43ZM56 135V134H55ZM90 135V134H89ZM107 135V134H106ZM106 135H104V137H107ZM226 135V136H225ZM26 136H28V135H26ZM34 136V135H33ZM57 136V135H56ZM64 137H65V135H63ZM69 136V135H68ZM72 136H71V138L70 139H72ZM171 136V137H172ZM45 137H46V135H45ZM54 137V136H53ZM60 137V136H59ZM67 137V136H66ZM66 137H65V139H66ZM87 137H89L88 135H87ZM111 137V136H110ZM110 137H107V138H105V139H107L108 140V138H110ZM35 138H37L36 137V134H35ZM52 138V137H51ZM62 139H63V137H61ZM76 138V137H75ZM82 138V137H81ZM115 138V139H116ZM182 138V139H181ZM60 139V138H59ZM58 139V140H59ZM61 139V140H62ZM69 139V140H70ZM27 140V139H26ZM29 140V139H28ZM27 140V143L29 142V144H31L30 146H34V147H36V144H37V147L36 148H38V147H40V146H42L43 148L47 145V143H46V145L45 144H43V142H44V140L45 139H42L43 140V142H42V140H41V142H42V145H41V143L40 144H38V143H36L37 141L36 140H38V139H31L30 138V140L28 141ZM40 140L38 141V142H40ZM58 140H56V141H58ZM67 140V139H66ZM65 140V141H66ZM78 140H81V139H77V142H78ZM91 140V139H90ZM92 140H93V138H92ZM188 140V141H187ZM62 141H64V139L62 140ZM64 141V142H65ZM82 141V140H81ZM81 141L80 142H78V143H80L79 145H81L82 143H83V141H82V143H81ZM101 141H103V140H101ZM22 142V141H21ZM47 142V141H46ZM60 142V141H59ZM71 142V141H70ZM76 142V141H75ZM169 144H168V143ZM185 142L188 144V143H190V144H192V145H190V146H192L191 148H192V150H193V148L194 149H196V148H199L200 147V144L201 143H203V144H201V146L202 145H204L205 146V148H204V146H202L204 149H206V148H208L209 150H203L202 149V147H200V149H202V150H198V149H196L197 150V155H198V157H199V159H198V157L197 158H195L194 159V162H195V160H197L198 159V161H200V163H195L196 165H201V163H206L207 165L209 164V163H211V165H208L207 166V170L206 169H204V168H198L197 170L199 171H197L195 168L193 169V167H195L196 165L195 164H192L191 165V159H192V157L193 156H191V155H189V157H190V160H187V163L185 162L186 161V159H188V157H184V156H182L181 157V155H185V154H190V153H188L187 151H189V150H191V149H189L190 147H188V150H185L186 148V144H185ZM199 142H201L200 144H199ZM50 143H53L52 141L50 142ZM90 143V142H89ZM103 143V142H102ZM20 144V143H19ZM29 144H27V145H29ZM54 144V146L52 145V144H50L51 146H53V148L52 147H50L49 145V147L50 148H52V150L51 149H47V150H51L52 152H55V151H53V150H55V148L58 146H56V143H53ZM75 144V143H74ZM106 144V146H108ZM16 145V144H15ZM21 145V144H20ZM23 145V144H22ZM38 145H40V146H38ZM45 145V146H44ZM68 145V144H67ZM70 145V144H69ZM167 145L169 146V145H171V147H167ZM199 147H198V146ZM208 145V147H206ZM18 146V145H17ZM16 146V147H17ZM56 146V147H55ZM73 146V145H72ZM71 146V147H72ZM77 146H78V144H77ZM103 146V145H102ZM194 146H196V147H194ZM15 147V146H14ZM15 147V148H16ZM59 147H61V146H59ZM76 147V146H75ZM79 147V146H78ZM77 147V148H78ZM105 147V146H104ZM32 148V147H31ZM46 148H48V147H46ZM107 148V147H106ZM105 148V149H106ZM110 148V149H111ZM18 149H20V148H18ZM35 149V148H34ZM45 149V148H44ZM59 149V148H58ZM73 150H75L74 148H72ZM103 149V148H102ZM109 149V150H110ZM131 149H132V151H131ZM211 149V150H210ZM17 150V149H16ZM28 150H29V148H28ZM36 150V149H35ZM40 150V149H39ZM60 150V149H59ZM59 150H57V151H59ZM65 150V149H64ZM64 150H63V152H64ZM106 150H108V149H106ZM108 150V152L110 153V151ZM191 150V151H192ZM2 151V150H1ZM19 151H21V150H19ZM37 152H38V150H36ZM51 151H50V153L49 154H52L51 153ZM92 151V150H91ZM90 151V152H91ZM102 151V150H101ZM134 151V152H133ZM184 151H186L185 152V154H184ZM191 151H189V152H191ZM207 151H209V152H207ZM42 152H44V151H42ZM48 152V151H47ZM71 152V151H70ZM75 152V151H74ZM96 152V151H95ZM99 152V151H98ZM105 152V154L107 153V151H104ZM104 152L103 153H101V154H103V156L104 157H106V156H108L107 158L109 159V157L111 158V156H109V154L107 155L106 154V156L104 155ZM193 152H195V150L193 151ZM192 152V154L193 155H195L194 153ZM41 153V152H40ZM61 153V152H60ZM68 153V152H67ZM73 153V152H72ZM71 153V154H72ZM175 153H176V155H177V157L179 156V157H181V159L182 160H184V158H185V160L184 161H181V162H184V164H182L181 162V164L178 162H176V164L178 165V164H180V167L182 166V167H184V165H185V163H186V165H185V167L184 168H186V167H189L190 165L192 166V168L191 167H189V168H191L192 170L191 171H193V172H191V174H189V173H184V171H186V172H188V170L186 169V170H184L183 171V168H182V171L181 170H179L178 168H177V165L176 164H174L175 162H174V159L175 160H177L175 157ZM183 153V154H182ZM32 154V153H31ZM55 154V153H54ZM53 154V155H54ZM64 154V153H63ZM111 154V153H110ZM128 154V155H127ZM26 155V154H25ZM52 155V156H53ZM56 155L57 154H55L54 155V157H56ZM92 155V154H91ZM95 154H93V156H94ZM100 155V154H99ZM98 155V156H99ZM196 155V156H197ZM49 156V155H48ZM52 156H50L51 158H52ZM60 156H61V154H60ZM68 156V155H67ZM69 156H71V155H69ZM78 156V155H77ZM103 156H100L101 158H102V160L104 159L103 158ZM113 156V155H112ZM173 156H175L174 157V159H173ZM36 157H37V154H36ZM49 157V158H50ZM178 157V158H179ZM38 158H40L39 157V155H38V157H37V159ZM42 158V157H41ZM48 158V159H49ZM50 158V159H51ZM66 158V157H65ZM98 158V157H97ZM100 158V159H101ZM107 158H105V159H107ZM64 159V158H63ZM62 159V160H63ZM78 159V158H77ZM114 159V158H113ZM42 160H44V158L42 159ZM102 160H100V161H102ZM121 160V159H120ZM127 160V159H126ZM179 161H180V158L178 159ZM177 160V161H178ZM45 161V160H44ZM49 161V160H48ZM47 161V162H48ZM58 161V160H57ZM57 161H55L54 159H52L51 161H49L48 162V168L47 169H49V170H46L45 171V169H43V168H35L34 170L35 171H39L40 169H42L41 171V173L40 174H42L41 176L39 175V177L42 179V180H45V178L47 177L46 176V174H47V172L48 171H50V170H52V169H54L56 166L55 165H57L58 166V169L59 170H61L64 166H62V168L60 169V167H59V162H57ZM63 161H65V160H63ZM67 161H69L68 159H67ZM90 160H88V162H89ZM105 161V160H104ZM103 161V162H104ZM108 160H106L105 161V163L107 162ZM188 161H190V162H188ZM18 162V161H17ZM46 162V163H47ZM75 162V161H74ZM103 162H101V163H103ZM111 161H110V159H109V163H110ZM115 162V160L113 161V163L111 164V165H113V164H115L114 163ZM116 162H117V160H116ZM128 162V161H127ZM193 162V163H194ZM57 163V164H56ZM61 163V162H60ZM86 163V162H85ZM90 163V162H89ZM105 163L104 164H101V165H105ZM108 163V162H107ZM109 163H108V165H109ZM122 163H123V159H122ZM124 163H125V161H124ZM190 163V164H189ZM43 164V163H42ZM76 164H77V162H76ZM79 164V163H78ZM88 164V163H87ZM91 165H92V163H90ZM99 164V163H98ZM121 164V163H120ZM188 164H189V166H188ZM206 164H202V166L201 167H205L206 166ZM65 165V164H64ZM80 165V164H79ZM90 165V166H91ZM93 165H95V164H93ZM108 165H106V166H104V168L105 167H107ZM115 165H117V163L115 164ZM176 165V166H175ZM29 166H30V164H29ZM86 166H88V165H86ZM121 166H123V167H125L126 165H120V168L119 169H124L123 167H121ZM175 166V167H174ZM199 166H197V167H199ZM46 167V166H45ZM93 167V172H91V174L93 173V174H97V176H96V178L98 177V178H100L99 176H101V175H104L105 173V170L106 169H104V168H102V169H104V170H102V172L104 173V174H102V172H100L101 171V169H99L98 171L100 172H97V170H96V172H95V169H98L97 167L95 168V166H92ZM103 167V166H102ZM132 167H134V168H132ZM178 167H179V165H178ZM30 168V167H29ZM33 168V167H32ZM32 168H30V169H27V170H31ZM65 168V167H64ZM88 168V167H87ZM91 168V167H90ZM89 168V169H90ZM95 168V169H94ZM101 168V167H100ZM115 168H116V166H115ZM126 168L127 167H125V171L124 170H122V172H126V173H124L125 174V176L124 177H126V175H127V170H126ZM180 168V169H181ZM109 169H110V167H109ZM128 169V168H127ZM178 169V170H177ZM26 170V171H27ZM33 169H32V171H31V174H32V172H35ZM44 170V171H43ZM55 170V169H54ZM68 170V169H67ZM129 170V174L127 175V176H129L130 174H132V172H130V169H128ZM194 170H196L195 172H194ZM205 170V171H204ZM90 171H92L91 169H90ZM106 171H109V170H106ZM111 171V170H110ZM115 170L113 169L112 170V172H114ZM30 172V171H29ZM36 172V173H37ZM40 172V171H39ZM54 172H56V171H53V172H51V174H53ZM61 172V171H60ZM68 172V171H67ZM95 172V173H94ZM116 172H118L117 170H116ZM113 173V175H112V177L113 176H116V174L117 173ZM121 172V171H120ZM190 172V171H189ZM202 172L204 173V172H206V173H209L208 175L207 174H205L204 173V175H203V177L204 178H206L207 177V179L209 178L208 176H210V178H211V180L209 179L208 181H204V182H202L201 180H203L202 178H201V180H200V178H199V176H200V174H202ZM27 174H28V172H26ZM63 173V172H62ZM69 173V172H68ZM86 173V172H85ZM108 173V172H107ZM119 173V172H118ZM49 174L50 173H48V176H49ZM58 174V173H57ZM99 174V175H98ZM101 174V175H100ZM109 175H110V173H108ZM122 173H120V175H121ZM133 174L131 175V176H133ZM34 175H35V173H34ZM38 175H37V177H38ZM62 175H64V174H62ZM61 175V176H62ZM70 175V176H69ZM69 175H67L68 177H71L72 178V180H73V177H74V172L72 173L71 171H70V174ZM84 175V174H83ZM82 175V176H83ZM87 175V174H86ZM108 175V176H109ZM118 175V174H117ZM205 175H206V177H205ZM54 176V175H53ZM58 176V175H57ZM85 176V175H84ZM105 176H107L106 174H105ZM107 176V177H108ZM122 176V175H121ZM130 176V177H131ZM34 178L32 175L30 176V178ZM45 177V178H44ZM50 178L49 179H52V180H49L48 179V177H47V179L49 180V181H51V183L49 182V181H47V179H46V181L47 182H49V183H47L46 181H45V186H47V185H50V184H52V183H54V184H52V188L54 189V191H56L55 190V186L54 185H59V186H61L60 184H62L61 182H59L58 181V178H56V179H53V178H51L52 176H49ZM59 177V176H58ZM86 177V176H85ZM92 177V176H91ZM95 177V176H94ZM107 177H106V179H105V182L107 183ZM110 177V180H112L111 179V175L109 176ZM141 177H142V179H141ZM39 178V179H40ZM79 177H77V178H74V179H76V181H77V179H78ZM95 178V179H96ZM102 178H103V181H101V182H104V176H101V179L100 180H102ZM115 178H119L120 179V181H121V179H123V177L121 178L120 176H116ZM41 179H40V182H42L41 181ZM86 178H84V180H83V178H81V180H83V181H86L87 182V184H90V183H88V181L87 180H85ZM114 179V178H113ZM127 179H128V177H127ZM131 179V178H130ZM198 179L201 181L200 182V184L198 183ZM34 180V179H33ZM55 182H54V181ZM57 180V181H56ZM59 180H61V179H59ZM65 180H67V178H65ZM79 180H80V178H79ZM78 180V181H79ZM80 180V181H81ZM206 180V179H205ZM31 181V180H30ZM53 181V182H52ZM62 181V180H61ZM73 181H75V180H73ZM82 181V182H83ZM109 181V180H108ZM114 181L115 180H113L112 181V183H111V185H113L114 184ZM123 181V180H122ZM125 181V180H124ZM129 181V180H128ZM135 181V182H134ZM195 181V182H194ZM197 181V182H196ZM58 182H59V184H58ZM65 182H68V183H70L71 182V179H68L67 181H65ZM92 182V181H91ZM100 182V181H99ZM103 183L104 185L106 184V183ZM110 182V181H109ZM109 182L106 184V185H108L109 184ZM127 182V181H126ZM126 182H122V183H126ZM55 183H57V184H55ZM76 183V182H75ZM75 183H72V184H75ZM77 183H81V182H77ZM76 183V184H77ZM118 183H119V181H118ZM122 183H121V185H122ZM194 183H195V185H194ZM197 183V184H196ZM67 184V183H66ZM72 184H71V186H72ZM94 184H96V186H97V184H99L98 182H94L93 183V185ZM131 184H129V186L131 185ZM134 184H132V185H134ZM199 184V185H198ZM42 185L44 186V182L42 183ZM41 185V186H42ZM78 185V184H77ZM84 185V183H82V185L81 186H83ZM85 185H86V183H85ZM92 185V184H91ZM116 185V184H115ZM118 185V184H117ZM124 185V184H123ZM125 185H127V184H125ZM42 186V187H43ZM44 186V187H45ZM63 186H64V183H63ZM62 186V187H63ZM65 186H67V185H65ZM65 186L63 187V192L65 193V191H64V189H66L65 188ZM69 186V185H68ZM74 186V189H76V188H78V187H80V186H76V185H73ZM73 186L71 187L72 189H73ZM76 186V187H75ZM99 186H101V183H100V185ZM119 186H120V183H119ZM118 186V187H119ZM9 187V186H8ZM42 187H40V188H42ZM44 187H43V189H44ZM50 187V189L48 188V187H46V188H48L49 190H51V191H53L52 190V188ZM89 187V186H88ZM98 187V186H97ZM96 187V189L95 190H98L99 191V187L97 188ZM106 187V186H105ZM105 187H104V190H102L101 188H100V190H102L101 192H103V193H100V195L102 196V197H104V196H106V195H104L103 196V194H104V192L106 191V189H105ZM110 187V184L108 185V188ZM113 187V186H112ZM117 187V192H118V194L120 193V189L122 188L123 189V186L119 189ZM124 187H126V186H124ZM10 188V187H9ZM60 188V189H59ZM67 188H69V187H67ZM70 188V189H71ZM86 188V187H85ZM90 188V190L89 189H87L86 191H84L85 189L83 188V190H82V192H80V194L82 193H84V192H88V190L89 191H91V190H93L94 188H95V185H94V188H91V187H89ZM111 188V187H110ZM128 188H130V187H128ZM132 188L133 189H135L134 188V186H132ZM43 189H41V191H43ZM71 189V190H72ZM74 189H73V191H74ZM113 188H111V190L110 191H113L112 190ZM118 189H119V191H118ZM131 189V188H130ZM12 190V189H11ZM14 190V189H13ZM57 190H62V188L61 187H58V189ZM70 190V191H71ZM108 191H106L107 192V196L109 195V189H107ZM124 190H126V192L127 191H130V190H127V189H124ZM124 190H122L121 192L125 195V193H124ZM132 190V189H131ZM45 192H43L44 194H46L47 192L49 193L50 191H47V190H44ZM47 191V192H46ZM53 191V193H55ZM70 191H68V192H70ZM78 191V192H77ZM76 192L77 193H79V189L77 190ZM11 192H13V191H11ZM39 192V191H38ZM58 192V191H57ZM56 192V194H58ZM60 192H62V191H60ZM93 192V191H92ZM100 192V191H99ZM106 192H105V194H106ZM113 192H115V191H113ZM133 192V191H132ZM135 192V191H134ZM47 193V194H48ZM52 193V194H53ZM90 193V192H89ZM89 193H87L86 194V196H84V197H87V195L89 194ZM39 194V193H38ZM49 194H51V192L49 193ZM51 194V195H52ZM60 194V193H59ZM58 194V195H59ZM62 194V193H61ZM70 194H71V192H70ZM96 194V193H95ZM99 194V193H98ZM123 194H119L120 196L122 195V196H124ZM135 194V193H134ZM51 195H49V197H48V195H47V198H48V200H50L49 198H51V199H53L52 197H54L55 195L53 194L52 196ZM71 195H73V193L71 194ZM74 195H76L77 196V194L75 193ZM79 195V194H78ZM91 194H89V196H90ZM118 195V196H119ZM133 195V194H132ZM40 196V195H39ZM42 196V195H41ZM67 196V195H66ZM99 196V195H98ZM101 196H100V199H102V201L103 200H105L106 198H107V196L106 197H104V199L103 198H101ZM128 196H124L125 197V199L127 198V200H128ZM46 197V196H45ZM59 197V196H58ZM67 197H70V195H68ZM67 197H64V198H67ZM82 197V195H80V196H78V198L76 199V200H79V201H82L80 198ZM94 197H97L96 195L94 196V194H93V198ZM110 197L112 198L113 196H112V194L110 195ZM109 197V198H110ZM114 197H116V196H114ZM114 197H113V199H114ZM47 198H45V199H47ZM99 198V197H98ZM61 199V198H60ZM92 199V198H91ZM96 199V198H95ZM108 199V198H107ZM106 199V200H107ZM112 199V200H113ZM117 198H115L114 200H116ZM129 199V200H130ZM48 200H43L44 201V203L45 202H51V201H48ZM54 200H55V198H54ZM57 200V199H56ZM62 200V199H61ZM63 200H65V199H63ZM85 200V199H84ZM87 200V199H86ZM86 200H85V202H86ZM93 200V199H92ZM124 199H122V201H123ZM128 200V201H129ZM99 201H101V200H99ZM119 200H117V202H118ZM121 201V202H122ZM133 201V200H132ZM131 201V202H132ZM134 201H133V203H134ZM83 202V201H82ZM89 202H93V201H89ZM110 202V201H109ZM116 202V201H115ZM124 202V201H123ZM127 202V201H126ZM130 201L128 202V203H130V205H133L132 203H131ZM65 203V202H64ZM67 203H68V201H67ZM67 203H65V205L67 204ZM70 203V202H69ZM68 203V204H69ZM72 203V202H71ZM71 203H70V205H71ZM75 202H73V204H74ZM76 203H81V202H78V201H76ZM139 203V204H138ZM67 204V205H68ZM91 204V203H90ZM94 204V203H93ZM116 204V203H115ZM115 204H114V206H115ZM118 204H120L121 206H122V204L121 203H119L118 202ZM126 204V203H125ZM124 204V205H125ZM45 205H46V203H45ZM45 205H44V207H45ZM49 205H50V203H49ZM79 205L80 204H78V206L76 205V209H78V208H80L79 207ZM82 205V204H81ZM80 205V206H81ZM85 205V204H84ZM89 205V203H87V206ZM119 205V206H120ZM130 205H128V206H130ZM133 205V206H134ZM74 206V205H73ZM72 206V207H73ZM87 206H83L85 209H86V207ZM95 206H96V204H95ZM112 207H114L113 206V203H112V205H111ZM48 207V206H47ZM49 207H51V206H49ZM67 207H69V206H67ZM91 207H92V205H91ZM90 207V208H91ZM110 207V206H109ZM118 207V206H117ZM131 207V206H130ZM75 208V207H74ZM93 208V207H92ZM116 208V207H115ZM138 208V209H139ZM181 208V209H180ZM184 208H186V209H184ZM46 209V208H45ZM49 209V208H48ZM87 209H88V207H87ZM119 209V208H118ZM118 209H116V210H118ZM120 209H122V208H120ZM138 209H135V211L136 210H138ZM47 210V209H46ZM263 210V211H262ZM48 211V210H47ZM50 211V210H49ZM113 211H115V209L113 210ZM119 211V210H118ZM46 211H44V213H45ZM120 212H121V210L119 211V214H120ZM105 213V212H104ZM103 213V214H104ZM108 213L109 214H113V212L112 213H110L109 211H108ZM115 213H116V211H115ZM135 213H137V212H135ZM222 213H223V215H224V217H223V215H222ZM262 213V214H261ZM92 214V213H91ZM97 213H95L94 214V219L92 220V222L93 223H96L98 220V217H97V219L95 218V216H99L100 214L102 215V212H100V214H99V212H98V214L99 215H96ZM119 214H117V215H119ZM140 214V215H139ZM101 215H100V217H101ZM105 215H107V212L105 213ZM122 215V214H121ZM135 215V214H134ZM217 215V216H216ZM220 215V216H219ZM263 215V216H262ZM92 216H93V214H92ZM103 216V215H102ZM109 217H110V215H108ZM113 216V215H112ZM115 216H116V214H115ZM123 216V215H122ZM121 216V217H122ZM139 216H141V218L139 219ZM142 216L145 218V220L142 218ZM221 216H222V218L224 219L225 218V216H226V218L224 219V223H222V221H221ZM259 216H260V219H259ZM261 216H262V218H261ZM107 217V216H106ZM117 217H119V216H116L115 218L117 219ZM120 217V218H121ZM134 217V216H133ZM112 218L113 217H111V221H112ZM126 218V217H125ZM128 218V217H127ZM96 220V221H95ZM101 220H103V219H101ZM125 220V219H124ZM126 220H128V219H126ZM128 220V221H129ZM262 220V221H261ZM88 221V220H87ZM95 221V222H94ZM100 221V220H99ZM118 221V220H117ZM117 221H114V222H117ZM121 221L122 222H124L123 220H122V218H121ZM120 221V219H119V221L118 222H121ZM128 221H127V226L129 227V225H128ZM259 221H261L262 223L259 225ZM77 222V221H76ZM75 221H74V224L76 223ZM125 223H126V221H125ZM125 223L123 224L124 226H125ZM144 223V224H143ZM147 223L149 224L148 225V229H147V227H143L142 225H145V226H147ZM83 224H86V222L85 223H83ZM83 224H82V226H83ZM87 224H88V222H87ZM89 224H91V223H89ZM89 224H88V226H89ZM136 225H135V227H134V225H132L133 227H132V229L134 228H136ZM186 225V226H185ZM227 225V226H229V228L230 227H232V228H230L231 230L233 229V230H236L235 232H231V230H229V228L226 226V228H228L227 230H229L228 232H225V233H222V230H224L225 228V226ZM85 226V225H84ZM83 226V227H84ZM188 226V227H187ZM189 226L192 228V230L191 229H189ZM260 226V227H259ZM90 227V226H89ZM128 227L126 228V226H125V232L127 231L126 229H128ZM185 227H187L188 229H189V234H188V232H186V231H188V229H185ZM223 227V228H222ZM88 228V227H87ZM120 228V227H119ZM209 228V229H208ZM215 228L213 229V230H215ZM222 228V229H221ZM261 228H264L263 226L261 227ZM133 229V230H134ZM141 229V228H140ZM141 229V230H142ZM219 229L221 230V232L219 231ZM121 230V229H120ZM119 230V231H120ZM129 230H131V228H129ZM132 230V231H133ZM136 229H135V231H133V233H135L136 231H137ZM146 230H145V232H146ZM212 230V231H213ZM138 231H140V230H138ZM208 231V232H209ZM211 231V232H212ZM216 231V230H215ZM120 233V232H119ZM118 233V234H119ZM121 233H122V231H121ZM120 233V234H121ZM128 233V232H127ZM126 233V235H131V234H133V233H128L127 234ZM213 233L211 234V233H208V234H211V236L213 235ZM220 233V234H219ZM221 233L223 234V235H225L226 233L228 234V236H223V237H221ZM122 234H124V233H122ZM138 235V234H137ZM136 235V236H137ZM208 237V235H207V240L206 241H204L203 242V244H205V246H204V248H205V251L208 249V248H206V244L207 243H209L208 242V240L209 241H211L212 242V237L214 236H212V237ZM103 237H106V236H103ZM120 237V236H119ZM125 237V236H124ZM144 237H146V235H144ZM219 237H217L218 238V240H219ZM137 238V237H136ZM135 237H134V239H136ZM173 239V240H170V241H173V243L174 244H170V245H167V241H169V239ZM208 238H211V239H208ZM213 238H216V237H213ZM217 238H216V240H214V242L215 241H217ZM106 239V241H108L107 240V237L105 238ZM104 239V240H105ZM110 239V238H109ZM119 239V238H118ZM128 239V238H127ZM229 239V240H228ZM124 240V239H123ZM139 240V239H138ZM225 240L223 241V240H221V241H223L224 243H225ZM120 241V240H119ZM137 241V240H136ZM185 242H187V244L188 243H191V245L189 244V246L190 247H192L191 248V250H189L188 249V245H186L185 244ZM213 242V243H214ZM218 242V241H217ZM222 242V243H223ZM249 242L252 244V245H250L249 244ZM254 244H253V243ZM136 243V242H135ZM172 243V242H171ZM219 243H220V241H219ZM219 243H217V244H219ZM261 243V242H260ZM262 243H263V241H262ZM136 244V245H137ZM145 244H150V245H145ZM199 244V243H198ZM197 244V245H198ZM202 243H200L199 244V246L201 245ZM202 244V245H203ZM210 244H212V243H210ZM210 244L208 245V247H211L210 249H214V248H212V246H210ZM214 244H216V243H214ZM221 244V243H220ZM228 244V243H227ZM227 244H223L222 246H224V248H225V245H227ZM232 244V243H231ZM264 244V243H263ZM235 245V246H234ZM137 246V247H138ZM174 246V247H175ZM221 246V245H220ZM219 245H217V247H220ZM221 246V247H222ZM263 247H264V245H262ZM135 247V246H134ZM133 246H132V248H134ZM197 247V246H196ZM202 247V246H201ZM201 247H199V248H201ZM213 247H215L216 248V246L214 245ZM262 247V248H263ZM223 248V247H222ZM223 248V249H224ZM230 248V247H229ZM135 249V248H134ZM133 249V250H134ZM173 249V248H172ZM217 249V248H216ZM130 250V249H129ZM146 250H145V252H146ZM161 250V251H160ZM174 250V249H173ZM173 250H171V251H173ZM220 250V249H219ZM226 250V249H225ZM224 250V251H225ZM259 250V251H258ZM116 251V250H115ZM193 252V253H197L198 254V251L197 252ZM199 251H201V250H199ZM223 251V252H224ZM260 251H262L263 253L261 254V252ZM103 252V251H102ZM105 252V251H104ZM125 252V251H124ZM133 252H135V251H133ZM148 252L147 253H145L146 255H148ZM204 252V251H203ZM208 253H204V258L202 257V254L200 253L199 254V256L201 255V257H199V259L201 258L202 259V261H200V262H202V263H204V264H210V262H212L213 260H212V258H210V256L209 255H211V253L209 252V249H208V251H207ZM211 252H212V250H211ZM219 253H222L221 251H218ZM258 252L261 254V256H259L258 255ZM128 253V252H127ZM131 253V252H130ZM167 253H168V258L170 257V256H172V257H170L168 260H165V259H167L166 257H167ZM212 253V254H213ZM226 253H228V252H226ZM229 253V254H230ZM102 254V253H101ZM105 254L106 253H104L103 255L105 256ZM116 254V253H115ZM121 254V253H120ZM129 254V253H128ZM128 254H124V255H122V259L119 257V254H118V257L120 258V260H121V262H123V256L124 257H129V256H131V255H129V256H127ZM135 254V253H134ZM144 254V255H145ZM170 254H172V255H170ZM179 254V253H178ZM190 254H191V252H190ZM222 254H224V253H222ZM103 255L101 256V257H103ZM135 255V256H136ZM143 254H140L139 255V257H140V259L143 257V259H144V257L146 258V256H144ZM160 254H158V256H159ZM162 254L160 255V256H163ZM170 255V256H169ZM180 255V254H179ZM227 255H225L226 257H227ZM100 256V255H99ZM106 256H107V254H106ZM121 256V255H120ZM132 256H134V255H132ZM136 256V258H138L139 259V257H137ZM154 256V257H155ZM186 256H188V257H190V256H192V255H190L189 256V254L188 255H186ZM194 256H196V255H194ZM212 256V255H211ZM212 256V257H213ZM234 256V257H233ZM178 257V256H177ZM180 257V256H179ZM107 258V257H106ZM155 258H157V256L155 257ZM184 256H183V259L182 260H184ZM191 258V257H190ZM263 258V257H262ZM101 259H103V258H101ZM115 259H118L117 257L115 258ZM129 259V258H128ZM137 259V260H138ZM139 259V260H140ZM142 259V260H143ZM162 259V258H161ZM175 259V258H174ZM174 259H173V262H174ZM177 260H175V261H180L178 258H176ZM193 259V258H192ZM197 259H198V257H197ZM203 259H205V261L203 260ZM217 259H219V258H217ZM219 259V260H220ZM258 259V260H257ZM119 260V261H120ZM126 260V259H125ZM124 260V261H125ZM142 260H140L141 262H142ZM147 260H152V262H154L153 261V259H147ZM158 260V259H157ZM181 260V261H182ZM185 260H187V261H189V258H185ZM184 260V261H185ZM191 260V259H190ZM218 260V261H219ZM262 260V261H261ZM260 261V263H262L263 261H264V258L263 259H261ZM110 263H111V260H108ZM114 261V260H113ZM160 261V262H161ZM164 261H166L165 263H164ZM187 261H185V263L187 262ZM194 261H196V260H194ZM204 261V262H203ZM224 261H226L225 263H224ZM103 262H104V260H103ZM127 263H128V261H126ZM126 262L124 263V264H126ZM137 262V261H136ZM135 262V263H136ZM139 262V261H138ZM149 262V261H148ZM148 262L146 263V264H148ZM162 262L160 263V264H162ZM172 262V261H171ZM172 262V263H173ZM190 262V261H189ZM199 264H202V263H200L199 261H197ZM109 263V264H110ZM115 263V262H114ZM131 263H133V261L131 262ZM140 263V262H139ZM138 263V264H139ZM154 263H156V262H154ZM184 263V264H185ZM195 264H196V262H194ZM197 263V264H198ZM259 263V264H260ZM264 263V262H263ZM118 264H120V263H118ZM122 264V263H121ZM129 264V263H128ZM142 264H143V262H142ZM144 264H145V262H144ZM175 264H177L176 262H175ZM187 264H191V263H188L187 262ZM214 264H216V262H214ZM218 264V263H217ZM221 264V263H220Z\"/></svg>","mask_w":264,"mask_h":264}]
</instances>
